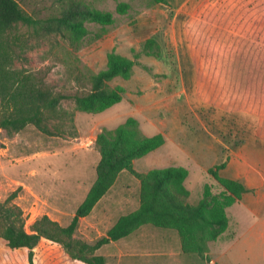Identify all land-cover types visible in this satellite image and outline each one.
I'll list each match as a JSON object with an SVG mask.
<instances>
[{"label":"rangeland","instance_id":"1","mask_svg":"<svg viewBox=\"0 0 264 264\" xmlns=\"http://www.w3.org/2000/svg\"><path fill=\"white\" fill-rule=\"evenodd\" d=\"M17 1L35 18H45L58 9L57 0ZM79 1L113 14L111 26L86 23L92 34L102 33L104 38L95 41L90 35L73 52L59 35L42 39L20 27L29 46L17 67L34 73L54 92L71 97L84 91L85 83L76 77L103 70L112 51L136 60L137 65L130 79L118 77L110 82L123 86L125 92L119 104L102 113H84L75 109L71 98L63 100L62 107L72 112L73 122L61 136L45 135L32 125L10 136L0 130V202L16 205L26 226L44 215L67 226L96 179L100 160L96 136L129 117L138 121L143 135L167 137L165 146L133 162L135 171L147 173L186 164L188 203L200 201L206 183L213 193H219L221 188L206 168L221 164L228 149L243 139L241 131L249 127L264 130V0H169L167 6L146 0ZM120 2L130 5L124 15L116 13ZM148 39L156 41L158 57L139 54ZM232 49L239 51L240 63L247 62L248 52L251 62L259 66L253 73L258 84L246 83L240 78L241 71L232 79L225 70ZM220 140L222 157L221 152L214 156ZM138 206L139 181L122 172L92 212L79 221L73 238L94 244L119 217ZM227 214L233 225L238 216L249 223L252 219L236 205ZM218 239L208 242L207 259L220 258L222 243L231 240L230 229ZM260 248L248 250L247 256L246 251L244 263L250 259L263 262ZM238 251L232 249L226 257H244ZM93 255L103 256L106 264H206L198 255L182 253L176 231L151 225L102 246ZM228 262L219 259L220 264ZM0 264L85 263L47 239L31 251L9 250L0 239Z\"/></svg>","mask_w":264,"mask_h":264},{"label":"trees","instance_id":"2","mask_svg":"<svg viewBox=\"0 0 264 264\" xmlns=\"http://www.w3.org/2000/svg\"><path fill=\"white\" fill-rule=\"evenodd\" d=\"M146 1L161 6L169 3V0ZM57 3L56 12L45 18H35L17 0H0V130L8 136L28 125L45 135L61 136L66 126L73 122L72 112L62 107L63 100L71 98L78 111L102 113L119 104L125 92L123 86H111L110 82L118 77L130 79L137 65L136 60L112 51L107 55L103 70L76 77V80L85 83L84 91L71 97L54 92L34 73L18 68L16 63L22 60V53L29 46L20 27L27 28L30 34L42 39L59 35L75 52L81 41L90 35L95 41L104 38L102 33L92 34L86 23L102 28L114 23L111 12L91 8L79 0H57ZM129 9L128 3L120 2L116 13L124 15ZM153 47H156V41L148 39L139 54L158 57V47L155 50ZM164 143L161 133L143 135L133 117L112 130L102 129L95 140L100 155L96 179L70 223L61 226L44 215L26 226L16 205H8V201L0 202V239L5 248L31 251L41 239H47L60 244L73 259L85 264H106L103 256L93 255L96 250L128 237L141 226L151 225L176 231L183 254L198 255L206 264H216L205 256L208 242L216 241L226 231L229 224L226 210L239 202L248 190L240 181L222 177L220 171L225 168V163H221L207 170L208 176L221 191L213 193L211 185L206 183L200 201L191 205L188 203L190 191L185 186L189 174L186 168L168 166L147 173H139L133 168L135 160L154 152ZM122 172H128L139 181L138 208L119 217L106 235L94 244L75 240L73 235L79 221L92 212Z\"/></svg>","mask_w":264,"mask_h":264},{"label":"crops","instance_id":"3","mask_svg":"<svg viewBox=\"0 0 264 264\" xmlns=\"http://www.w3.org/2000/svg\"><path fill=\"white\" fill-rule=\"evenodd\" d=\"M237 49H232L230 54V61L225 63V70L230 73L232 79H235L234 75L241 71L240 78L244 79L246 83L254 84L256 76L253 73L256 70L259 71V66H255V64L251 62L252 57L248 56V52H246L247 62L240 63L238 59L239 51ZM242 112L248 115L247 112ZM239 134L240 136H243V139L234 148L228 149L229 152L226 155V158L221 162L225 163V168L220 171V175L225 178L240 181L248 190V192L242 195L241 200L234 205H236L237 207H241L244 211L249 212L252 216V219L249 223L248 220L243 221L239 219L238 216L236 217V221L233 225L226 210V214L229 219L226 233L228 229H230L231 240L222 243V254L219 259L223 258L227 262L229 260V264H264V260L263 262H254L253 259H250L246 263H244V261L246 260L245 258H247L245 256H247L248 250L253 249L254 247H262L260 249H262V257H264V130L260 131L259 128L249 127L244 131H241ZM162 135L164 136L166 143L167 137L164 134ZM217 142L218 143L215 147L214 156H216L218 152H221L222 157L223 142L221 140ZM196 164L198 163L196 162ZM185 165L186 164H181L178 166L186 168ZM198 167L200 166L198 165ZM209 168L211 167H207L206 171ZM225 234L223 233L222 235ZM232 249L240 250V252H237V255L239 253L243 255L246 251L247 252L246 255L244 254L245 256L243 255L244 257L242 258H240L239 256H235L234 258L226 257L227 252ZM219 259L212 258L211 262L220 264Z\"/></svg>","mask_w":264,"mask_h":264}]
</instances>
